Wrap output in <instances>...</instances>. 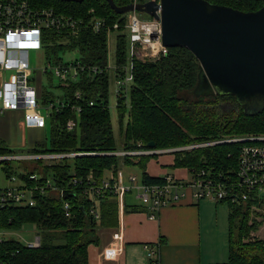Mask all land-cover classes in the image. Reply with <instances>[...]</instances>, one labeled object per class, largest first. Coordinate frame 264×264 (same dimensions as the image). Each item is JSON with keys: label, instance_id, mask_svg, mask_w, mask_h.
I'll list each match as a JSON object with an SVG mask.
<instances>
[{"label": "trees", "instance_id": "trees-1", "mask_svg": "<svg viewBox=\"0 0 264 264\" xmlns=\"http://www.w3.org/2000/svg\"><path fill=\"white\" fill-rule=\"evenodd\" d=\"M35 5L54 7L76 17L89 18L90 10L95 15L117 22L118 15L106 0H87L83 3L60 0H32ZM214 5H224L243 12H255L264 3L245 0H206ZM119 7L132 0H114ZM124 21V20H123ZM122 21V22H123ZM55 35V34H54ZM56 40L59 37L55 38ZM79 46L82 61L88 66L105 67L107 61L106 32L88 30L83 37L72 40L69 48ZM65 47L48 46L49 59H59ZM128 39L119 35L116 43V63L126 65ZM201 66L198 59L185 47L169 49L159 60H134V83L128 96L117 98L116 109L120 130L124 134L122 150L117 149L112 115L110 111L111 76L108 72L84 75L69 88H63L60 100L65 104L56 122L51 125L49 142L37 143L33 153L82 152L85 155L65 159L52 166H45L43 173L50 177L61 192L37 195L35 207L8 206L0 214L3 228H21L25 223L35 224L42 235L41 246L30 248L15 240L0 244V260L5 264H89L88 247L98 244L99 228H114L119 220L116 197L107 193L98 201L99 219L91 210L95 203L84 194L85 187L73 185V178L86 179L93 176L99 182L106 171H119L121 160L126 165L137 164L143 171L142 181L148 184L163 183V178H151L146 173L147 162L154 156H142L136 161L112 153L151 149L181 148L194 144L221 141L247 135H264V107L248 110L235 97L221 95L217 91L196 95ZM82 91L77 99L74 92ZM189 94L192 99L183 97ZM45 103L56 101L47 96ZM94 104L91 105L90 103ZM74 107L81 108L77 116ZM128 115L127 125L124 119ZM78 119V127L67 131L66 122ZM154 143L155 148L149 144ZM239 143H223L178 151L173 155V168H187L192 173L207 171L224 180L237 182ZM0 140V155L11 154ZM41 164V162H40ZM7 176L15 173L10 163L3 168ZM26 179V176H22ZM228 178V179H226ZM70 204L71 217H66L64 205ZM230 207V257L229 264H264V239L251 232L264 225V199L228 203ZM257 210L259 212H257ZM260 219V220H259ZM259 220V221H257Z\"/></svg>", "mask_w": 264, "mask_h": 264}, {"label": "built area", "instance_id": "built-area-1", "mask_svg": "<svg viewBox=\"0 0 264 264\" xmlns=\"http://www.w3.org/2000/svg\"><path fill=\"white\" fill-rule=\"evenodd\" d=\"M153 1L158 5L161 0H132V5ZM264 3V0H245ZM138 11L134 10L126 17L125 25L120 21L110 23L106 18L95 15L92 9L91 17H76L65 14L54 7L35 5L32 0H0V116L7 113L23 112L21 120L25 129H45L48 119L51 125L56 122V114H60L65 104L60 100L62 94L55 97L53 94L41 89L39 75H48L51 80L57 78L59 88H69L72 83L83 79L84 75H98L108 72L114 77L116 102L120 96H128L134 83V60L156 61L167 55L169 48L163 45V27L161 19H156L146 13L150 19L140 18ZM161 15V10H158ZM91 30L98 34L106 32L107 35V61L105 67L88 66L80 58L65 62L59 59H49L46 54L48 46L55 44L65 47V51L79 50V46L69 48L72 40H77ZM124 32V33H123ZM55 34V35H54ZM126 35L128 39V61L126 65L118 66L116 63V50L112 51L110 43L112 35ZM59 37V39H55ZM43 50L46 55L47 67L43 71L34 70L30 64V52ZM65 52V53H66ZM64 53V54H65ZM36 74V77H35ZM47 96L54 97L56 101L45 103ZM74 97L80 99L82 91L74 92ZM41 104H49L46 116L41 113ZM91 105L94 103L91 102ZM77 116L81 108L74 107ZM67 131L78 127V119L71 118L66 122ZM43 143L45 142H37ZM36 143V144H37ZM223 143H239L241 148L238 154L237 182L224 180L222 176H215L207 171L192 173L190 180H181L174 176L164 177L163 183L148 184L135 175L125 181L121 171L115 174L111 171L110 178L99 182L88 178H73V185L85 187L84 194L95 203L91 214L99 219L98 201L108 192L112 193L118 202L120 215L126 211L125 197L135 192L137 198L150 213V219H156L161 209L182 203L188 197L194 201L211 200L216 203L229 201L235 203L250 199H264V135H247L221 141L194 144L181 148L151 149L136 151H119L112 153L119 157H129L136 161L142 156H156L161 154H174L178 151H189L199 147L214 146ZM36 146V145H35ZM85 155L82 152L70 153H33L27 155H0V167L10 163L15 173L6 179L19 185L0 188V214L8 206L35 207L37 195L47 192H61L54 180L45 177V166H52L65 159H73ZM18 161V167L12 165ZM41 162V164H40ZM22 176H26L24 179ZM228 179V178H226ZM71 207L68 202L64 205L66 217H71ZM35 225V224H34ZM35 227H37L35 225ZM122 231H117L114 238L121 240ZM5 232L0 225V244L6 241ZM30 248L41 246V237L37 235L35 241L26 245ZM160 247L146 246L149 264H161ZM0 264H5L0 260Z\"/></svg>", "mask_w": 264, "mask_h": 264}, {"label": "water", "instance_id": "water-1", "mask_svg": "<svg viewBox=\"0 0 264 264\" xmlns=\"http://www.w3.org/2000/svg\"><path fill=\"white\" fill-rule=\"evenodd\" d=\"M106 1L118 15L136 10L161 19L163 45L169 49L185 47L200 63L197 96L215 90L235 97L243 106L264 101V7L243 12L206 0H161L160 5L148 1L124 7L114 0ZM149 147L155 148V144Z\"/></svg>", "mask_w": 264, "mask_h": 264}, {"label": "crops", "instance_id": "crops-1", "mask_svg": "<svg viewBox=\"0 0 264 264\" xmlns=\"http://www.w3.org/2000/svg\"><path fill=\"white\" fill-rule=\"evenodd\" d=\"M0 140L5 143L1 136ZM154 157L157 158L152 157L146 165V173L151 178L171 175L190 180L187 168H173L174 155ZM131 175H124L126 182ZM125 203L126 211L122 215L119 212L116 227L97 230L98 244L88 247L89 264H149L146 246L160 247L161 264H229L228 203L196 202L188 197L180 204L161 209L156 219H150L137 194L135 199L127 195ZM120 230L123 235L117 240L114 234Z\"/></svg>", "mask_w": 264, "mask_h": 264}, {"label": "rangeland", "instance_id": "rangeland-1", "mask_svg": "<svg viewBox=\"0 0 264 264\" xmlns=\"http://www.w3.org/2000/svg\"><path fill=\"white\" fill-rule=\"evenodd\" d=\"M129 14H124V17L119 19L121 25L126 24V17H129ZM138 16L140 18H146L150 19L149 16H147L144 13H138ZM124 20V21H123ZM123 21V22H122ZM124 33V32H123ZM117 35L113 34L110 48L113 52L116 50V43H117ZM30 64L31 67L34 70L43 71L47 67V59L45 52L43 50L41 51H31L30 52ZM62 59L65 62H72L78 58H80V52L79 50H73L66 52L65 54L61 55ZM36 77V74H35ZM40 83L39 86L41 89L53 94L55 97L62 94V89L59 88L60 82L57 78H51L42 73V75H39ZM183 97L187 99H192V96L189 94H183ZM49 104H41V113L46 116L47 108ZM110 111L112 115V124L114 129V135L116 139L117 149L122 150V146L124 143V134H122L120 130V121L116 109V95H115V83H114V77H111V86H110ZM23 118V112H18V114H11L7 113L6 115L0 116V136L3 137L5 140V146L12 150V155H27L30 153V150H32L35 145H37V142H49V139L51 138V123L48 119L47 126L45 129H25L22 125ZM128 122V115L124 119V126L127 125ZM171 156V155H170ZM157 158V157H153ZM18 161H13L12 165L14 167H18ZM119 170L123 173V175L128 176V174H133L135 176L142 177L143 171L142 169L137 165H126L121 162L119 163ZM105 175L107 178L111 177V171H106ZM20 183H12L8 181L3 173L2 168L0 167V188L4 189L7 187H12L19 185ZM130 195L135 199L136 193H130L127 194ZM15 207H25V206H15ZM257 212H259L257 210ZM260 220V219H259ZM257 220V221H259ZM2 231L5 232L4 238L6 240H15L20 242L22 245L26 246L33 241H35L37 235H40L42 237L39 228L35 227V225L31 223H25L21 228H2ZM251 235H255L258 239H264V225L259 228V230H255L251 232Z\"/></svg>", "mask_w": 264, "mask_h": 264}, {"label": "flooded vegetation", "instance_id": "flooded-vegetation-1", "mask_svg": "<svg viewBox=\"0 0 264 264\" xmlns=\"http://www.w3.org/2000/svg\"><path fill=\"white\" fill-rule=\"evenodd\" d=\"M262 105H264L263 100H256L247 104L246 107L248 110L254 111V110H259Z\"/></svg>", "mask_w": 264, "mask_h": 264}]
</instances>
